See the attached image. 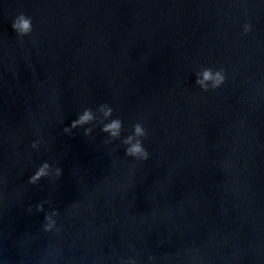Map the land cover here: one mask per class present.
Wrapping results in <instances>:
<instances>
[{"label":"water","instance_id":"obj_1","mask_svg":"<svg viewBox=\"0 0 264 264\" xmlns=\"http://www.w3.org/2000/svg\"><path fill=\"white\" fill-rule=\"evenodd\" d=\"M20 12L34 23L22 39ZM201 66L226 83L201 90ZM105 102L120 139L99 120L64 131ZM137 121L147 161L122 144ZM45 160L62 175L30 184ZM45 200L58 232L43 230ZM129 257L264 264V0H0V259Z\"/></svg>","mask_w":264,"mask_h":264},{"label":"clouds","instance_id":"obj_2","mask_svg":"<svg viewBox=\"0 0 264 264\" xmlns=\"http://www.w3.org/2000/svg\"><path fill=\"white\" fill-rule=\"evenodd\" d=\"M11 27L18 37L21 39L30 36L34 32L33 18L24 12H20L12 21ZM253 30L250 22H244L242 26V34L247 35ZM195 84L204 92H214L220 89L227 81V70L223 67L201 66L196 72ZM114 107L109 103L99 104L95 109L91 107L84 108L78 113L77 118L71 122L70 126L64 128L65 132H70L74 128L83 127L84 125H94L99 120L101 122V131L108 133L111 140L120 139L124 130V121L119 116H114ZM92 132V127L85 129V134ZM149 132L145 125L137 121L132 125V131L122 139L125 155L134 160L147 161L150 158V152L145 146V139ZM110 142V141H109ZM40 141H33L32 147L38 149ZM59 177L62 175V169L56 167L47 160L40 163L34 173L29 177L30 184H36L42 178ZM47 200L37 203L34 207L37 212H44V204ZM33 206L28 207V211L32 212ZM59 211L55 208L44 212L43 230L45 232L59 231L58 228ZM150 260H155V257H149ZM0 264H5L3 259H0ZM124 264H138L137 258L129 257Z\"/></svg>","mask_w":264,"mask_h":264}]
</instances>
